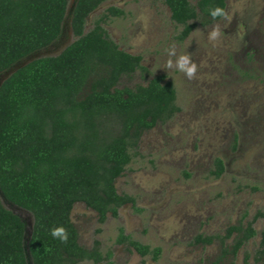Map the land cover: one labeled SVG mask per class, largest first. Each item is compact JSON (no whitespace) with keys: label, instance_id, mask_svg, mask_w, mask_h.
Masks as SVG:
<instances>
[{"label":"trees","instance_id":"16d2710c","mask_svg":"<svg viewBox=\"0 0 264 264\" xmlns=\"http://www.w3.org/2000/svg\"><path fill=\"white\" fill-rule=\"evenodd\" d=\"M108 0H76L70 13L75 40L57 56L34 59L16 69L0 84V192L7 202L30 212L33 228L28 242L32 264H99L109 261L100 242L91 249L78 242L70 215L76 203L97 214L103 225L108 215L131 205L135 198L118 194L115 182L137 154L145 132L172 120L179 112L177 91L164 76L147 85L118 88L123 76L148 74L141 57L120 50L102 23L124 12L110 7L85 32L88 17ZM162 1L184 41L196 22L209 25L225 14V0ZM69 0H0V73L24 58L47 49L60 36ZM222 16L212 18L209 9ZM211 174L219 178L224 163L215 159ZM264 220L257 212L245 224L227 228L225 235L194 238L193 244L221 243V253L209 264H225L256 236L253 224ZM63 226L69 236L61 242L50 230ZM100 229L97 230V233ZM25 225L0 201V264H28ZM231 239V245H224ZM116 243L142 258L157 261L161 249L151 248L118 229ZM251 264H264V232ZM245 264L249 255L244 256ZM140 264H145L142 261ZM230 264H234L231 262Z\"/></svg>","mask_w":264,"mask_h":264},{"label":"rangeland","instance_id":"374dc122","mask_svg":"<svg viewBox=\"0 0 264 264\" xmlns=\"http://www.w3.org/2000/svg\"><path fill=\"white\" fill-rule=\"evenodd\" d=\"M189 1L196 5V0ZM75 2H68L58 39L0 73V84L16 69L57 56L75 40L69 20ZM225 2L220 20L196 22L184 41L178 40L181 27L171 21L162 1L108 0L86 21L88 32L108 8L122 10L123 16L109 17L102 26L120 50L141 57L148 74L123 76L118 88L145 86L153 77L164 76L174 85L181 109L172 120L143 134L132 163L115 182L118 194L135 198L139 212L128 204L117 218L108 215L99 225L93 210L83 203L73 206L70 218L79 244L91 249L97 240L103 255L112 253L99 264H209L220 255L221 243L193 244L196 236L223 237L228 227L264 212V0ZM213 30L218 32L215 39L210 38ZM179 56L195 65L192 78L175 68ZM217 158L224 163L219 178L211 174ZM0 201L24 223L26 257L32 264L27 249L32 214L7 202L1 192ZM253 227L256 236L225 264H245V255L253 262L264 220H256ZM119 228L135 241L159 247L158 260L117 244Z\"/></svg>","mask_w":264,"mask_h":264},{"label":"clouds","instance_id":"9594fccd","mask_svg":"<svg viewBox=\"0 0 264 264\" xmlns=\"http://www.w3.org/2000/svg\"><path fill=\"white\" fill-rule=\"evenodd\" d=\"M223 14H224L223 10L219 7L209 9V15L212 18H216L217 16H222ZM217 35L218 32L216 30H213L210 33V38L215 39ZM168 67L170 68L173 67V63L171 61H169ZM175 68L178 71L185 73L189 79L192 78L193 74L196 71L195 65L190 64L187 56H179L175 61ZM50 232H51V236L54 239H59L61 242H67L69 234L65 229V227L57 226L52 228Z\"/></svg>","mask_w":264,"mask_h":264}]
</instances>
